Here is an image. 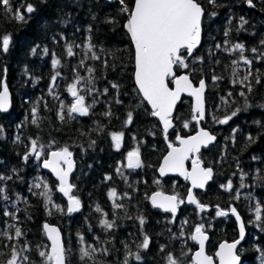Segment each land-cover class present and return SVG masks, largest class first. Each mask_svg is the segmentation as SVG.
<instances>
[{
	"label": "trees",
	"instance_id": "obj_1",
	"mask_svg": "<svg viewBox=\"0 0 264 264\" xmlns=\"http://www.w3.org/2000/svg\"><path fill=\"white\" fill-rule=\"evenodd\" d=\"M198 2L204 9L201 46L190 59L186 58L187 68L175 70L189 75L194 83L206 81V120L202 126L217 137V143L203 151L199 159L205 168L213 169L214 180L204 193L196 194L205 210L183 205L177 218L152 208L150 196L160 191L184 200L187 184L176 178L161 181L156 170L169 144L175 145L176 137L196 131L190 101L184 99L178 107L173 119L175 128L165 137L135 88L134 53L124 31L128 16L121 12L119 1L23 0L21 11L28 4L35 7L33 13L25 14V21L16 20L0 6V43L4 35L10 37L8 52L0 47V91L6 85L13 99L10 113L0 114V127L4 129L0 133V175L11 177L0 180V264H7L14 248L21 256L29 257L20 264H42L38 252L48 251L42 230L46 223L61 230L64 245L70 249L71 264H123L126 257L128 264H168V254L180 258L183 264H192L197 247L191 235L196 226L203 225L210 237V256L220 243L237 239L231 208L236 209L247 232L238 250L242 264H264V0H252V9L247 7L248 0H216L215 5L209 0ZM133 3L125 0L129 9ZM12 4L15 12L21 0H12ZM241 18L247 21L243 28ZM89 38L99 60L90 58ZM237 43L244 45L243 56L252 60L250 66L240 59L239 51H232ZM69 44L73 45L71 57L67 55ZM82 59L85 63L80 65ZM54 60L60 65H54ZM237 60L239 64L234 65ZM233 67H238L237 80L248 75L244 84L233 83ZM214 76L219 79L214 81ZM78 77L82 81L78 91L85 95L86 103L96 102L88 116L72 114V118L67 109L74 98L68 87ZM84 81H90L87 87L91 93ZM249 83L251 92L245 87ZM113 84L118 87L113 88ZM242 91L246 96L239 95ZM245 103L251 107L245 108ZM236 109L239 113L227 124L218 122ZM129 112L131 124L126 123ZM61 113L64 120L60 119ZM34 119L36 124L32 123ZM113 132L124 133L119 150L111 140ZM249 136L253 137L251 141ZM32 140L48 151L67 147L73 153L71 184L73 195L81 201V210L75 216L67 212L56 192V182L40 172V163L31 154ZM136 150L142 166L128 168L127 154ZM26 154L27 161L23 159ZM43 180L55 191L53 205L39 195L44 190ZM229 182L231 189L227 188ZM35 184L41 187L35 188ZM113 189L117 192L116 203L122 208L113 207L108 196ZM5 195L8 200L3 199ZM257 204L261 221L255 216ZM97 206L107 216L97 213ZM5 211L11 215L5 216ZM217 211H227L228 215L217 216ZM102 219L114 221L113 228L101 227ZM17 227L22 232L20 238L15 237ZM145 236L150 240L147 250L137 247ZM25 244L31 251H21ZM82 248L90 252L95 249L94 260H81ZM129 252H139L141 261L128 256Z\"/></svg>",
	"mask_w": 264,
	"mask_h": 264
},
{
	"label": "snow or ice",
	"instance_id": "obj_2",
	"mask_svg": "<svg viewBox=\"0 0 264 264\" xmlns=\"http://www.w3.org/2000/svg\"><path fill=\"white\" fill-rule=\"evenodd\" d=\"M46 3L47 0H44ZM209 2L215 5L216 0H209ZM119 3L123 6L121 12L126 13L128 16L126 28L127 32L130 34V38L134 44L135 48V82L138 86V90L142 93V96L147 102L151 105V115L158 117L160 121L163 122V132L165 137L170 127H172V113L175 108L177 101L180 99L181 93H188L190 96H194L196 100L195 113L198 115H193L192 119L199 123L200 120L205 118V108H204V91H205V82L200 81L198 87H194L191 80L187 75L176 76L174 71L175 68H187L188 64L186 63V57L191 56L193 50H195L201 41L202 34V19L204 17V9L198 0H134V5L129 9L125 0H119ZM249 6H254L252 0H248ZM23 5V0L21 4L16 6L15 12H13L12 0H0V6L8 14L14 15V18L19 21H25L26 15L31 14L35 11V7L32 4H28L23 11L20 8ZM214 15V14H213ZM115 23V21H109ZM247 23L246 20L241 18L240 27L243 28ZM91 31V29H89ZM228 33H225L227 35ZM264 43V42H262ZM10 45V37L4 35L2 38V47L3 52L7 53ZM95 45L91 43L89 38V44L87 51L91 53V59L99 60L100 57L93 51ZM219 47V45L217 46ZM35 51V49H33ZM233 52L239 51L241 53L240 59L243 60V63L246 65H251L252 60L243 56L245 47L243 44L237 43L233 49ZM44 52L47 53L48 49H44ZM253 53L257 52V49H252ZM67 55L73 56V45L69 44L67 46ZM261 56L264 57V53H261ZM85 61L82 59L80 65H83ZM54 65H60L59 60L53 61ZM234 65L239 64V60L233 62ZM89 72H92L93 69H88ZM238 67H233L232 76L233 83L244 84V81L248 80V75H245L243 80H237ZM251 73L249 72V75ZM59 75V73H57ZM169 78L171 82L175 84V88L172 89L169 87ZM219 77H213V80H217ZM56 78L53 77L52 84L55 87ZM84 86L87 88L89 93L92 92L91 88H88L87 85L90 81H84ZM256 83H260L259 78L256 79ZM82 84L81 79L78 77L75 83L71 84L68 87V92L74 98V102L71 103V106L68 107V115L72 118V114H78L79 116H88L90 114V108L92 104L96 101L93 100L92 104L86 103V97L83 94H80L78 91V86ZM113 88H117L118 85L113 84ZM248 92H251L252 85L249 83L245 85ZM107 90L105 89V94ZM229 97L232 93L228 94ZM240 96H246L245 92H240ZM228 101L225 100V103ZM120 103V101H117ZM10 107V97L8 88L5 85L2 92H0V112H8ZM64 105H61L63 108ZM251 107L250 104L245 103V108ZM240 109H236L231 113V115L226 116L224 119H220L218 122L220 124H227L232 117L236 116L239 113ZM36 110L33 109V114ZM111 116V113H107ZM63 113L60 114V119L64 120ZM132 113L129 112L127 115V124L132 122ZM33 124H36L37 121L32 120ZM184 127L187 128L188 124L185 123ZM3 127H0V133H3ZM124 138L123 132H113L111 133V140L115 144V148L119 150L122 145ZM19 139V138H17ZM180 143V147H174L169 144L171 151L164 158L162 166L159 168L161 175H166L168 172H175L181 176H184L185 179L191 181L192 188H205V185L213 177V169L205 168L201 165L200 160H193V167L190 172L185 168V161L188 160L193 153H199L201 146H207L209 142L216 140V137L210 134L208 131L201 129L194 136H191L187 139L177 137ZM248 139L251 141L253 137L249 136ZM94 145L95 141H91ZM31 154L39 160L43 154V145L38 147L37 141H31ZM51 159H46L43 161L44 168H50L54 172L59 181V192L63 196L67 197L68 206L67 212L74 213L81 210V201L75 195H73L74 185L69 183V175L73 170L74 162L72 159L73 153L69 151L67 147L62 148L59 151H52L50 153ZM25 161L29 159V155L23 157ZM127 167L128 168H139L141 167L140 153L138 150L130 151L127 154ZM66 165V167H64ZM117 172H120V169H117ZM11 179V177H4L0 175V180ZM106 179L110 180L111 177L108 176ZM158 183V181H157ZM35 188H40V184H35ZM228 189L232 188L231 182L227 185ZM3 189L0 188V192ZM41 197L46 199L48 204H52V195L51 189L48 186L44 185V190L39 193ZM108 196L113 201V207L116 209L122 208L123 205L116 203L117 192L113 189L108 192ZM236 198L239 196L237 194ZM4 200H8V196H3ZM152 205L155 208L162 209L164 212L171 213L173 216L176 215L178 207L180 204L185 203L183 199H178L176 195H165L162 192H156L150 197ZM187 202L193 204L203 212L206 208L205 205L201 204L197 198L189 192L187 196ZM58 211H62L59 206H56ZM95 211L97 213H102V209L97 206ZM233 215H236V219L240 220V216L236 213L235 208L230 209ZM104 216H107V213H102ZM5 216H10L11 213L5 211ZM217 216H227V211H217ZM256 220L261 221V211L260 205H256ZM139 222L143 225V218H139ZM187 223V221H185ZM264 223V222H262ZM101 227L105 229H112L114 221L109 219H102L100 221ZM9 227H13L9 225ZM44 229L46 230L47 238L51 241L50 246H44L48 251L41 250L38 252L39 256L42 258V264H71L69 259L70 249H66L64 243L62 242L61 234L59 230L55 227H50L45 224ZM245 229L244 223L240 224L239 231V240H236L232 243H224L220 245L219 251L216 253V256L219 257V264H240V256L237 252L238 245L244 239ZM22 232L20 228H15V237L20 238ZM8 239H13L12 236H8ZM81 243L84 242V238L80 237ZM191 240L198 244V250L194 252V257L192 259V264H214V259L212 256L206 254L205 242L208 240V236L205 234L204 226H196L195 234L191 235ZM150 240L147 236L144 237L143 242L137 247L143 250L149 248ZM22 252L31 251V248L25 244L22 249ZM95 249H92L91 252L87 248H82L80 250V259L85 260H94L92 253L95 252ZM105 253L107 250H103ZM163 251V248H161ZM128 256L134 257L136 261H141L142 257L139 252L128 253ZM165 259L168 264H183V261L175 257L173 254L166 255ZM28 261V256H21L19 252L14 248L12 251L11 259L7 261V264H18V261ZM95 264H101L99 261H95ZM123 264H128V258L124 260Z\"/></svg>",
	"mask_w": 264,
	"mask_h": 264
},
{
	"label": "water",
	"instance_id": "obj_3",
	"mask_svg": "<svg viewBox=\"0 0 264 264\" xmlns=\"http://www.w3.org/2000/svg\"><path fill=\"white\" fill-rule=\"evenodd\" d=\"M105 1L108 2V3H111V2L119 1V0H105ZM133 5H134V3H133ZM121 7H123V6L121 5ZM132 7H133V6H132ZM247 7H248L249 9H252V8H253V6H249V4H247ZM203 18H204V17H203ZM127 20H128V17H127ZM127 20H126V23H125V25H124V31H125V33L127 34L128 38H129V40H130V42H131V45H132V48H133V53H134V55H135L134 44H133V42H132V40H131V38H130V34L127 32V28H126ZM202 21H203V19H202ZM202 33H203V32H202ZM201 43H202V34H201V41H200V44L198 45V47H197L195 50H193L192 55H193V54H194V53L200 48ZM192 55H191V56H187V58H188V59L191 58ZM135 71H136V68H135V59H134V74H133V81H134L135 88H136L137 92L139 93V95H140L142 101L144 102V104L149 108L150 111H152V109H151V105L147 102V100H145V99L143 98L142 93H140L139 90H138V86H137V84H136V82H135ZM174 71H175V69H174ZM183 75H187V74H184V73H183V74H181V75H179V76H183ZM179 76H177V77H179ZM187 76H188V75H187ZM188 77H189V76H188ZM189 79H190V77H189ZM190 80H191V79H190ZM169 81H171V78H169ZM203 81H204V80H203ZM191 82H192V81H191ZM204 82H205V81H204ZM199 83H200V82H199ZM199 83L195 85V84L192 82V84H193L194 87H198V86H199ZM205 85H206V83H205ZM169 87H170V86H169ZM170 88L174 89V88H175V84L172 83V85H171ZM2 90H3V89H2ZM2 90H1L0 92H2ZM8 92H9V97H10V107H9V111L6 112V113H4V112H0V114H3V115H7V114H9L10 111L12 110V107H13V99H12V95H11V92H10L9 90H8ZM206 93H207V86L205 87V91H204L205 118H204L203 120H200L199 123H197V122L194 120V122H195V124H196V132H195L193 135H190V136H188V137H180V136H179L180 138L187 139V138H189V137H191V136L196 135V134L198 133V131H200L201 129H203L202 124L205 122V119H206V103H205ZM184 99L190 100V102H191V107H190V109H191V113H192V115H198L197 113H195V107H196V100H195V97H194V96H190V95H188V93H186V92H185V93H181L180 99L177 101V103H176V105H175V108H174V110H173V113H172V125H173V126L169 128L168 133H167V136H168V135L174 130V128H175V125H174L173 119H174V117H175V114H176V111H177L178 107L181 105V103H182V101H183ZM155 119H156L157 122L159 123L160 128H161V130H162V132H163V122L160 121L158 117H155ZM203 130H205V129H203ZM206 131H208V130H206ZM208 132H209V131H208ZM163 133H164V132H163ZM209 133H210V132H209ZM210 134H211V133H210ZM164 135H165V134H164ZM216 143H217V137H216V140H215V141H213V142H209L207 146H203V145H202L201 148H200L199 153H193V154L191 155V157H190L188 160L185 161V168H186V170H187L188 172H190V171L192 170V167H193V160H194V159H197V158L199 157V155L202 153V151L209 149L210 147L214 146ZM172 146H174V147H180V146H181L180 143H179V140H178L177 138L175 139V145H172ZM170 151H171V149L168 148L167 153H166L165 156L162 158V160H161V162H160V165H159V167H158V169H157V176L159 177L160 180H166V179H168V178H177V179L181 180L182 182L187 183V185H188V191H187V194H186V196H185V198H184V201H185L184 204H185L186 206H193V207H196L195 205H193V204H189V203L187 202V196H188L189 192H191L195 197H196V193H203V192H205L206 189L208 188V186H209V185L212 183V181H213V178H214V172H213V177H212V179H211V180L205 185V188H203V189L192 188V186H191V181L185 179L184 176H181V175H179L178 173H175V172H168L166 175H161L160 172H159V168L162 166L164 158L168 155V153H169ZM50 153H51V152H50ZM50 153L48 154L47 159H51V155H50ZM198 159H199V158H198ZM140 160H141V157H140ZM64 167H66V165H65ZM40 171H41L43 174H45V175H49V176H51V178H52V179L58 184V194H59V195L62 197V199L65 201L66 206H68V200H67V197H66V196H63V194L59 192V181H58V179H57L56 174H55L54 172H52V170H51L50 168H44V167H43V161H42V163H41V165H40ZM73 172H74V167H73L72 172H71L70 175H69V183H71V176H72ZM154 194H155V193H154ZM154 194H152V195H154ZM152 195H151V196H152ZM165 195H169V194H165ZM196 198H197V197H196ZM197 200H198V199H197ZM150 204H151V206H152L154 209H156V210H158V211H160V212H162V213H165V214H170V215H171L172 217H174V218H177V217L179 216V207H178V210H177L176 215L173 216L171 213H167V212H164L162 209L155 208V207L152 205L151 199H150ZM77 213H78V212L69 213V214H70L71 216H75ZM237 214H238V213H237ZM238 215H239V214H238ZM231 216L233 217V219H234V221H235V224H236V230H237V239H236V240H239V238H240V237H239L240 224H241V222H243V220H242L241 217H240V220H237V219H236V215H233L232 213H231ZM46 224L49 225L50 227H55V228H57V229L59 230V232H60V234H61L62 242L64 243V241H63V235H62V233H61V230H60L57 226H55V225H50V224H48V223H46ZM44 225H45V224H44ZM44 225H43V226H44ZM244 229H245V226H244ZM42 230H43L44 237H45V239H46V241H47V244H48V246H50V245H51V241L47 238L46 230L44 229V227H42ZM193 234H195V232H194ZM205 234H206V233H205ZM206 235L208 236V240L205 242V250H206V254H208V245H209V242H210V237H209L208 234H206ZM246 239H247V232H246V229H245L244 239H243V240L240 242V244L238 245L237 252H238L239 248L244 244V242L246 241ZM236 240H235V241H236ZM193 242H194V241H193ZM233 242H234V241H233ZM224 243H232V242H223V243H221V244H224ZM194 244L196 245L197 250H198V244H196V242H194ZM221 244H220V245H221ZM220 245L217 247L216 252H215V254H214V256H213L214 264H219V257L216 256V253L219 251ZM48 250H50V249H48ZM197 250H196V251H197ZM193 257H194V253H193L192 257H191V261H192ZM240 264H242V260H241V258H240Z\"/></svg>",
	"mask_w": 264,
	"mask_h": 264
},
{
	"label": "flooded vegetation",
	"instance_id": "obj_4",
	"mask_svg": "<svg viewBox=\"0 0 264 264\" xmlns=\"http://www.w3.org/2000/svg\"><path fill=\"white\" fill-rule=\"evenodd\" d=\"M198 50H199V49H198ZM193 55H194V54H193ZM193 55H192V56H193ZM189 59H190V58H189ZM175 73H176V76H179V75L183 74V73H181V74H177L176 71H175ZM184 74H186V73H184ZM188 76H189V75H188ZM189 77H190V76H189ZM190 79H191V78H190ZM201 80H204V79H201ZM201 80H200V81H201ZM191 81H192V79H191ZM200 81H198L197 83H194L193 81H192V82L196 85V84H198ZM204 81H205V80H204ZM169 83L172 84L171 81H170ZM205 83H206V81H205ZM206 86H207V85H206ZM190 107H191V102H190ZM190 112H191V109H190ZM191 114H192V113H191ZM192 117H193V115H192ZM205 120H206V119H205ZM194 123H195V122H194ZM158 124H159V123H158ZM203 124H204V123H203ZM203 124H202V125H203ZM159 126H160V125H159ZM195 126H196V124H195ZM202 127H203V126H202ZM160 129H161V128H160ZM203 129H205V128H203ZM205 130H207V129H205ZM161 131H162V130H161ZM208 131H209V130H208ZM195 132H196V131H195ZM209 132H210V131H209ZM210 133H211V132H210ZM211 134H212V133H211ZM192 135H193V134H192ZM212 135H214V134H212ZM214 136H215V135H214ZM215 137H216V136H215ZM212 147H213V146H212ZM210 148H211V147H210ZM210 148H209V149H210ZM207 150H208V149H207ZM204 151H206V150H204ZM202 152H203V151H202ZM201 154H202V153H201ZM201 154H200V155H201ZM200 155H199V157H200ZM140 157H141V156H140ZM199 157H198V158H199ZM199 160H200V159H199ZM126 162H127V161H126ZM160 162H161V161H160ZM127 163H128V162H127ZM200 163H201V162H200ZM159 165H160V164H159ZM201 165H202V164H201ZM202 166H203V165H202ZM158 167H159V166H158ZM203 167H204V166H203ZM157 169H158V168H157ZM73 173H74V172H73ZM156 174H157V170H156ZM72 175H73V174H72ZM50 177H51V176H50ZM71 177H72V176H71ZM157 177H158V176H157ZM158 178H159V177H158ZM52 180H53V179H52ZM166 180H167V179H166ZM213 180H214V178H213ZM53 181H54V180H53ZM161 181H165V180H161ZM54 182H55V181H54ZM212 182H213V181H212ZM211 184H212V183H211ZM211 184H210V185H211ZM210 185H209V186H210ZM209 186H208V187H209ZM207 189H208V188H207ZM207 189H206V190H207ZM187 191H188V186H187V190H186L185 195L187 194ZM158 192H160V191H158ZM155 193H156V192H155ZM162 193H163V192H162ZM203 193H204V192H203ZM153 194H154V193H153ZM164 194H165V193H164ZM196 194H197V193H196ZM150 197H151V196H150ZM184 206H185V205H184ZM236 213H237V212H236ZM233 220H234V219H233ZM234 222H235V221H234ZM243 223H244V222H243ZM235 225H236V224H235ZM244 226H245V225H244ZM209 243H210V242H209ZM220 244H221V243H220ZM220 244H219V245H220ZM219 245H218V246H219ZM214 254H215V253H214ZM213 256H214V255H213Z\"/></svg>",
	"mask_w": 264,
	"mask_h": 264
},
{
	"label": "rangeland",
	"instance_id": "obj_5",
	"mask_svg": "<svg viewBox=\"0 0 264 264\" xmlns=\"http://www.w3.org/2000/svg\"><path fill=\"white\" fill-rule=\"evenodd\" d=\"M48 152H49L48 150L43 149V154L41 155L40 159L37 160V159L34 157V155H33V159L35 160L36 163H40L41 160H43V159L46 158ZM42 183H43V189H44V185H45V184L48 186L49 189H51L50 186H49L44 180L42 181ZM57 191H58V187H57L56 192H57ZM54 193H55V191L51 189L52 205L54 204V199H53V198H54ZM46 202H47V201H46ZM47 204H48V203H47ZM48 205H50V204H48ZM180 205H182V204H180ZM54 208L57 210V207H54ZM18 264H20L19 261H18Z\"/></svg>",
	"mask_w": 264,
	"mask_h": 264
}]
</instances>
